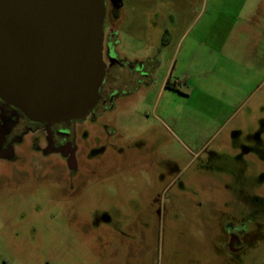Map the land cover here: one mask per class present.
Here are the masks:
<instances>
[{
	"label": "rangeland",
	"instance_id": "obj_1",
	"mask_svg": "<svg viewBox=\"0 0 264 264\" xmlns=\"http://www.w3.org/2000/svg\"><path fill=\"white\" fill-rule=\"evenodd\" d=\"M109 25L154 85L88 126L80 194L0 182V264H264V0H122Z\"/></svg>",
	"mask_w": 264,
	"mask_h": 264
},
{
	"label": "water",
	"instance_id": "obj_2",
	"mask_svg": "<svg viewBox=\"0 0 264 264\" xmlns=\"http://www.w3.org/2000/svg\"><path fill=\"white\" fill-rule=\"evenodd\" d=\"M103 0H0V99L39 122L85 117L98 100Z\"/></svg>",
	"mask_w": 264,
	"mask_h": 264
},
{
	"label": "flooded vegetation",
	"instance_id": "obj_3",
	"mask_svg": "<svg viewBox=\"0 0 264 264\" xmlns=\"http://www.w3.org/2000/svg\"><path fill=\"white\" fill-rule=\"evenodd\" d=\"M102 58L106 64L98 100L88 114L80 119L62 122H39L29 119L21 110L0 99V182L22 185L38 184L48 178L51 187L66 186L78 195L88 182V171L78 159L80 144L90 125L101 126V119L117 103L127 101L138 90L154 85V74L160 66L158 54L132 62L120 59L117 30L109 24L120 17L122 0H103ZM167 35V33H166ZM163 45L168 43L164 35ZM148 53V49H146ZM146 53V54H147ZM174 68H168L163 77V89L178 92L177 81L172 80ZM60 159V161H58ZM44 177V178H43ZM31 179L33 182L31 183ZM257 204L260 200L257 198ZM261 208H257V212ZM227 244L234 252L241 250L240 232L227 227Z\"/></svg>",
	"mask_w": 264,
	"mask_h": 264
},
{
	"label": "crops",
	"instance_id": "obj_4",
	"mask_svg": "<svg viewBox=\"0 0 264 264\" xmlns=\"http://www.w3.org/2000/svg\"><path fill=\"white\" fill-rule=\"evenodd\" d=\"M160 63H161V61H160ZM161 83H163V78H162V80H161Z\"/></svg>",
	"mask_w": 264,
	"mask_h": 264
}]
</instances>
